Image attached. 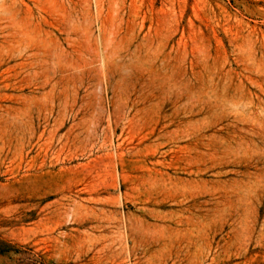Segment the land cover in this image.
<instances>
[{
  "label": "rangeland",
  "instance_id": "rangeland-1",
  "mask_svg": "<svg viewBox=\"0 0 264 264\" xmlns=\"http://www.w3.org/2000/svg\"><path fill=\"white\" fill-rule=\"evenodd\" d=\"M0 264H264V0H0Z\"/></svg>",
  "mask_w": 264,
  "mask_h": 264
}]
</instances>
